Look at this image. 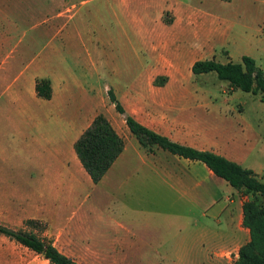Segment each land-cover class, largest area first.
Wrapping results in <instances>:
<instances>
[{
	"label": "rangeland",
	"instance_id": "rangeland-1",
	"mask_svg": "<svg viewBox=\"0 0 264 264\" xmlns=\"http://www.w3.org/2000/svg\"><path fill=\"white\" fill-rule=\"evenodd\" d=\"M180 1L187 2L197 12L207 16L202 28L198 24L183 33L181 45L184 49L203 45V48H199V52H202L199 59L214 58L222 63L226 62L223 50L228 51L232 62H240L241 55L245 54L252 57L264 71V0H231L229 3L220 0H175V3ZM69 2L62 6L44 4V0H0V33L10 30L7 42H2L0 47V73L11 65L9 80L15 77L19 84L39 64L44 63L48 68H62L65 79L70 82L71 92L73 90L77 95L79 91L81 95L82 123L91 107L82 93L86 91L93 97V102L100 105L99 114H103L122 136L128 152L137 142L127 128L124 116L110 102L107 89H113L127 113L140 121L159 124L153 114L154 109L159 108L160 98L164 93L183 92L184 85L179 84L178 80L186 78L194 92L208 96L207 107L195 108L196 111L205 112L204 131L211 139L226 144L232 152L240 154L243 167L261 171L262 176H257L264 181V93L230 89L228 83L220 80L213 71L193 75L190 67L194 59H189L198 54L190 51L184 50L178 64L168 62L167 52L146 53L147 60L153 57L167 61L148 67L149 62H142V53L135 50L140 47L136 43L138 24L127 20L113 0ZM72 3L75 5L71 6ZM63 7H72L73 13V18L66 20L63 28H59L61 20H46L47 14ZM126 34L128 38L124 39ZM99 60L102 66L106 61L107 67L95 68ZM158 76H166L165 81L162 82ZM136 78L140 82H136ZM202 103L200 98L194 102L198 106ZM9 161L5 163V160H0V172L13 179L12 185L19 190L35 186L43 188L38 169L31 160L18 157ZM154 179L146 175L143 182L136 183L133 197L121 188L119 181L115 186L113 202L106 205L108 198L102 196L98 199L101 201L97 205L100 212L98 216L92 214L90 224L102 233L105 230L111 235L117 223L134 219L130 210L138 209L139 217L134 221L156 232L154 243L150 246L170 251L161 255H151L150 252L144 255L151 260L124 261L119 254H113L111 248L109 253L76 255L80 258L79 263L234 264L239 246L249 236L242 219L240 244L228 246L219 260L211 261L207 259L206 245L192 246L187 236L191 222H205L204 219L197 213L187 212L191 205L185 196L179 197V191L176 186L168 184L169 180L156 176ZM234 190L228 183L219 186L220 206L228 203L227 197ZM80 192L85 206L95 202L96 196L85 184L80 187ZM135 195H138L137 203ZM246 198L264 205V198L259 195L249 194ZM188 217L192 218L191 221ZM218 219L223 220L209 212L207 220L213 227H217ZM117 249L119 246L115 247V251ZM21 255L27 261L32 260V264L43 261L34 253L32 257L25 252ZM44 264L49 263L44 260Z\"/></svg>",
	"mask_w": 264,
	"mask_h": 264
},
{
	"label": "crops",
	"instance_id": "crops-1",
	"mask_svg": "<svg viewBox=\"0 0 264 264\" xmlns=\"http://www.w3.org/2000/svg\"><path fill=\"white\" fill-rule=\"evenodd\" d=\"M113 1L115 5L120 6L121 13L127 20L138 24L136 43L140 44V47L135 50L142 53V62L145 60L149 62L148 67L167 61L155 60L153 57L147 60L146 53L167 52L168 62L176 64L179 63L178 59L183 55L184 50L198 54L189 59H194L192 63L202 56L199 48H203V45L199 48L190 46L188 49H184L181 45L183 33L198 24L202 28L207 17L206 14L197 12L187 2ZM220 1L229 3L231 0ZM85 2L86 0H81V3ZM44 4L66 6L70 2L44 0ZM74 5L72 3L71 6ZM54 18L57 21L61 20L59 28H63L65 21L73 18L72 7H63L46 15V20ZM9 34V29L0 33V47L2 42H7ZM127 38L126 34L124 39ZM223 52L226 54L227 62L230 56L228 51L223 50ZM95 66V68H106L107 64L105 61L102 66V61L99 60ZM10 67L11 65L0 73V160H5V163H9V159L18 157L31 160L32 165L38 169L40 185L43 188L35 186L32 189L19 190L11 184L13 179L9 175L0 172V224L20 229L25 228L23 224L27 219L39 220L44 230L41 235L51 238L61 252L77 262L80 258L78 259L76 255L109 253L111 248H113L112 253L119 254L120 259L124 261L151 260L144 255L149 252L151 255L166 254L170 249L162 251L150 246L154 243L156 232L134 221L138 219L140 210H130L134 219L128 220L127 223H117L111 235L103 229L104 233H102L100 229L90 224L92 214L98 216L100 212L97 205L101 204V201L98 199L102 196L104 199L108 198L105 201L106 205L110 201L113 202L115 186L119 181L121 188L133 197L132 191L136 189L133 186L143 182L145 176L149 175L152 176L153 181L155 176L169 180L168 184L176 186L179 191V197L185 196L187 203L191 205L187 212L197 213L204 219L205 222L192 221L187 236L192 246L206 245L207 259L217 261L223 255L225 248L240 244L242 204L246 196H242L237 190L231 191L227 197L228 203L220 206L218 188L227 182L216 176L203 162L173 155L157 147L147 152L138 143L133 144L132 151L128 152L124 142L121 154L100 181L93 183L78 159L74 143L99 114L100 105L94 103L93 97L86 91L82 92L91 105L89 114L83 117L82 123L81 95L79 91L77 95L73 90L71 92L70 82L65 79L62 68H48L44 63L39 64L18 84L15 77L9 80ZM143 68L145 65L142 66ZM41 78L50 81L51 96L48 99L39 96L36 92V81ZM187 81L186 78L178 80L179 84L184 85L183 92L164 93L160 98L159 108H155L153 114V118L157 119L159 124L154 122L150 124L135 118L173 141L197 149L214 151L241 164L240 154L232 152L226 144L211 139L204 131L205 112L196 111L195 108L207 107L208 96L194 92L190 82ZM136 82H140L139 78H136ZM199 98L204 102L200 106L194 104ZM254 172L262 176L261 171L254 170ZM83 184L96 196L95 202L86 206L80 192ZM134 200L137 203L138 195H135ZM209 212L223 219L222 221L218 219L217 227H213L207 220ZM188 219L191 221L192 218L188 217ZM117 246L119 249L115 251ZM22 252L29 257H32V253L41 257L16 241L0 235V264H32V260L27 261L21 255ZM42 259V262L34 264H44L46 259L43 257Z\"/></svg>",
	"mask_w": 264,
	"mask_h": 264
},
{
	"label": "trees",
	"instance_id": "trees-1",
	"mask_svg": "<svg viewBox=\"0 0 264 264\" xmlns=\"http://www.w3.org/2000/svg\"><path fill=\"white\" fill-rule=\"evenodd\" d=\"M190 70L193 75L213 71L220 80L228 82L232 89L264 93V71L247 55H242L240 62L222 63L214 58L198 59L192 63ZM159 78L164 82L166 76H158ZM35 89L39 96L50 98L51 86L48 79H37ZM107 95L115 110L124 116L130 134L147 152L157 147L173 155L199 160L242 196L252 194L264 198V181L252 169L214 151L197 149L171 140L127 113L113 89L108 88ZM123 149L124 139L103 114H97L74 143L78 159L93 183L100 181ZM242 225L248 229L249 239L239 247L234 264H264V205L255 199L246 198L242 204ZM24 226L25 228L14 229L0 224V235L27 247L50 264H80L61 252L51 238L41 235L44 230L39 220L27 219Z\"/></svg>",
	"mask_w": 264,
	"mask_h": 264
}]
</instances>
